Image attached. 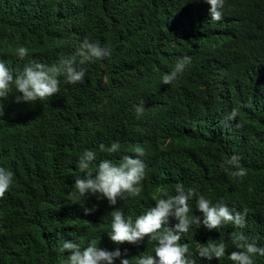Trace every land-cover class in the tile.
Wrapping results in <instances>:
<instances>
[{
    "label": "trees",
    "instance_id": "obj_1",
    "mask_svg": "<svg viewBox=\"0 0 264 264\" xmlns=\"http://www.w3.org/2000/svg\"><path fill=\"white\" fill-rule=\"evenodd\" d=\"M209 9L206 0H0V60L13 73L33 61L59 64L85 38L111 51L82 65L83 83L58 77L59 93L42 102L0 98V167L14 173L0 198V264H65L71 253L59 252L63 240L119 248L137 264L155 255L156 241L146 236L117 245L109 236L110 213L119 208L135 222L156 206L153 197L162 189L175 195L177 183L213 204L248 210L243 229L191 225L180 241L189 246L188 259L233 264L227 258L235 250L232 231L264 247V0H225L219 22ZM21 46L29 50L24 59L15 53ZM185 56L191 58L185 72L173 85L162 84ZM141 101L145 111L138 117ZM234 108L239 116L226 121ZM114 142L117 153L100 150ZM137 144L146 165L139 196L110 205L99 194L78 193L76 177L84 174L76 164L85 150L96 153V167L135 157ZM233 154L247 169L242 180L221 167ZM197 199L188 201L190 216H202ZM85 208L95 211L86 215ZM176 223L170 218L169 226ZM221 241L224 258L199 257V247ZM254 259L264 264V256Z\"/></svg>",
    "mask_w": 264,
    "mask_h": 264
},
{
    "label": "clouds",
    "instance_id": "obj_2",
    "mask_svg": "<svg viewBox=\"0 0 264 264\" xmlns=\"http://www.w3.org/2000/svg\"><path fill=\"white\" fill-rule=\"evenodd\" d=\"M206 2L210 5V19L213 22L221 21L225 0H206ZM15 53L20 59H24L29 55V50L21 46L16 48ZM110 55L109 48L85 38L74 55L61 58L59 64L49 66L33 61L25 65L23 71L13 73L0 60V98L12 95L16 103L42 102L59 93L58 77L63 76L65 81L71 84L83 83L86 73L82 65L110 57ZM190 64L191 58L188 56L179 59L171 72L163 75L161 83L173 85ZM144 111V102L141 101L136 106L135 112L140 117ZM3 112L4 109H0V116ZM238 116V110L234 108L226 116V121H234ZM236 126L241 127L242 123L239 121ZM99 147L102 152L114 154L119 151L120 144L114 142L110 147L104 144H100ZM132 152L135 157L125 154L121 157L119 164H114L111 159H105L99 161L96 167H92L93 162L96 161V153L92 150H85L76 164L80 173L84 175L76 177L75 189L85 197L89 193L99 194L97 198H106L110 205H116L118 199L124 200L128 197L139 196L142 192L140 185L146 175V165L141 159L145 155V149L137 144ZM240 161L241 158L233 154L224 161L221 167L230 177L242 180L248 172ZM13 183L14 173L5 167H0V198L5 196ZM175 193L171 195L167 190L162 189L159 198L153 197L156 206L140 215L135 222L131 216L126 219L123 212L118 210L119 208L110 213L112 223L109 236L117 245L125 242L137 244L146 236L150 237L151 241H156L155 255L142 256L137 264H195V261L188 259L191 255L188 244L180 243L182 236L193 224H203L209 230L220 229L227 225H232L235 229L246 227L248 215L246 208L238 211L235 206L230 208L229 203L223 200L213 204L196 189L189 187L186 190L183 183L175 185ZM193 197H198L196 209L202 213V216L189 215L192 210L188 201ZM78 199L73 195V203H77ZM232 204L235 205V203ZM93 211L95 208H85L86 215ZM170 218L178 221L174 227L169 226ZM229 236L235 250L227 258L233 264H255L254 258L257 255L264 256V247L251 242L243 232L232 231ZM226 249L227 245L221 241L220 243L210 242L207 246L199 247L197 251L199 257L221 260L225 257ZM66 250L71 254L67 256L65 264H115L117 258H121L120 264H130V259L122 258L119 248L115 251H107L98 248L95 243L82 248L80 243L63 240L59 252L65 253Z\"/></svg>",
    "mask_w": 264,
    "mask_h": 264
},
{
    "label": "bare ground",
    "instance_id": "obj_3",
    "mask_svg": "<svg viewBox=\"0 0 264 264\" xmlns=\"http://www.w3.org/2000/svg\"><path fill=\"white\" fill-rule=\"evenodd\" d=\"M236 98V97H235ZM226 103V102H225ZM222 104V103H221ZM227 104V103H226ZM220 105V104H219Z\"/></svg>",
    "mask_w": 264,
    "mask_h": 264
}]
</instances>
